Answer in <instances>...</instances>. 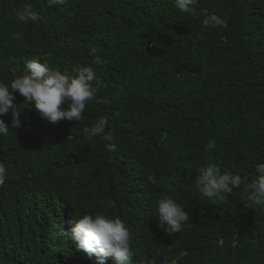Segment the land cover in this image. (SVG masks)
<instances>
[{
    "label": "trees",
    "instance_id": "16d2710c",
    "mask_svg": "<svg viewBox=\"0 0 264 264\" xmlns=\"http://www.w3.org/2000/svg\"><path fill=\"white\" fill-rule=\"evenodd\" d=\"M48 3L0 0V81L10 84L29 60L69 72L91 65L97 96L110 103L90 102L79 122L51 123L30 105L20 108L19 128L10 112L3 117L10 130L0 136V264H95L76 249L71 227L78 214L96 212L125 222L132 264H165L194 236L214 249L247 224L242 264H264V217L246 206L243 185L223 200L196 185L206 162L249 181L264 162V0H196L195 15L174 0ZM25 6L39 19L19 21ZM202 9L227 17V28L204 26ZM66 42L79 45L68 57L58 46ZM100 117L113 141L83 134ZM165 195L189 214L180 235L158 227Z\"/></svg>",
    "mask_w": 264,
    "mask_h": 264
},
{
    "label": "clouds",
    "instance_id": "9594fccd",
    "mask_svg": "<svg viewBox=\"0 0 264 264\" xmlns=\"http://www.w3.org/2000/svg\"><path fill=\"white\" fill-rule=\"evenodd\" d=\"M67 0H49L48 6L64 4ZM73 2V1H72ZM72 2L69 3L71 7ZM175 7L185 13L196 14L194 5L196 0H174ZM84 12L77 18L80 20ZM203 17L202 24L207 27L227 28V17H219L209 13L208 10H200ZM16 17L21 22L29 19L36 20L39 16L32 11L30 6H25L16 12ZM59 46L62 54L68 57L71 49L79 46L75 43H64ZM97 49L92 48L90 55H95ZM95 81V83H94ZM100 81L96 77L93 66L87 65L67 70L52 69L47 63L38 60H29L25 63L22 75L16 76L11 83L0 81V136L9 133V124L3 117L11 113V127H21V107L30 105L35 108L39 116L51 123L61 120L77 121L82 119L86 106L95 101L97 104L108 105L107 97H98L97 92ZM16 93L24 97L22 105L17 104ZM109 119L100 117L95 123L85 127L82 132L94 139L99 137L105 141H113L115 137L110 131ZM68 137L72 138L71 135ZM109 150L115 151L116 144L109 143ZM215 147L212 140L206 145L210 151ZM196 185L200 193L209 199H224V194H230L234 189L241 188L248 208L259 206L258 213L264 217V162L256 165V176L249 180L239 174L230 172L221 173L215 162H206L199 169ZM7 168L0 161V186L5 184ZM19 179H13V185L18 190ZM159 219L158 227L169 235H180L188 228L189 214L184 208L170 196H163L157 200L156 208ZM250 229L247 224L241 230H232L227 234L226 243L219 239L217 247H208L207 238L199 236L183 239L173 255L165 264H242L243 252L240 248V234ZM66 235V233H65ZM71 239L77 250L84 251L89 258H95V264H106L109 257L115 264H132L131 257L134 255L131 248V233L125 222L119 218H110L100 212L78 214L77 222L71 227ZM237 248L238 253L233 250ZM149 264H155L149 261Z\"/></svg>",
    "mask_w": 264,
    "mask_h": 264
}]
</instances>
